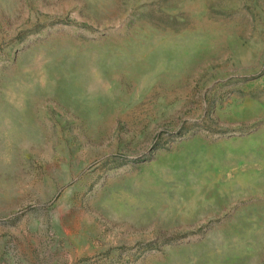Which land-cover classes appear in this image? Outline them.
<instances>
[{"label":"rangeland","instance_id":"1","mask_svg":"<svg viewBox=\"0 0 264 264\" xmlns=\"http://www.w3.org/2000/svg\"><path fill=\"white\" fill-rule=\"evenodd\" d=\"M0 264H264V0H0Z\"/></svg>","mask_w":264,"mask_h":264}]
</instances>
